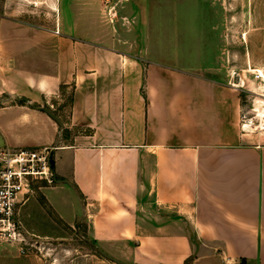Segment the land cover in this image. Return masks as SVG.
<instances>
[{
  "label": "crops",
  "instance_id": "crops-1",
  "mask_svg": "<svg viewBox=\"0 0 264 264\" xmlns=\"http://www.w3.org/2000/svg\"><path fill=\"white\" fill-rule=\"evenodd\" d=\"M38 2L43 17L0 0V147L33 129L55 148L71 185L38 188L55 215L126 264H264V133L242 125L227 69L234 0ZM245 2L247 27L264 8ZM32 198L19 220L48 236Z\"/></svg>",
  "mask_w": 264,
  "mask_h": 264
},
{
  "label": "rangeland",
  "instance_id": "rangeland-1",
  "mask_svg": "<svg viewBox=\"0 0 264 264\" xmlns=\"http://www.w3.org/2000/svg\"><path fill=\"white\" fill-rule=\"evenodd\" d=\"M36 0H21V4L29 10H38L42 17L48 12L47 5H37ZM261 8H264V0ZM38 6V7H37ZM232 10L234 13L233 30L227 36V44L232 45V53H228L230 60L228 72L230 79L241 86L240 99L242 104L241 123L250 133H264V80L259 78L258 72H250L252 69H261L264 72V9L259 12L258 22L238 21L237 14L251 11V3L245 0H234ZM248 8V10H247ZM254 23V24H253ZM259 25L261 28L252 31V36L244 37L243 30L251 31L253 26ZM260 35L258 36L257 33ZM256 34V35H255ZM175 43L174 36H165V51L169 50ZM194 43V42H192ZM261 45L260 51L256 44ZM259 66V68H257ZM70 95L67 94V97ZM66 119V116H64ZM45 131V130H44ZM46 132V131H45ZM52 132L47 131L45 136H50ZM9 144L20 148H42L44 138L40 133L33 129L26 133H9ZM43 184V183H41ZM40 184V185H41ZM28 216L31 222H36L37 228L42 234L48 236L32 237L34 247L31 254L24 256L14 253L4 256L0 253V264H115L114 262L102 257L97 248L89 244L87 234V224L77 222L74 227L59 219L45 202L38 186L34 187L33 198L29 206ZM27 224L29 223L26 222ZM12 251V250H11ZM27 257V258H24ZM32 259V261L30 260ZM25 260V261H24Z\"/></svg>",
  "mask_w": 264,
  "mask_h": 264
},
{
  "label": "built area",
  "instance_id": "built-area-1",
  "mask_svg": "<svg viewBox=\"0 0 264 264\" xmlns=\"http://www.w3.org/2000/svg\"><path fill=\"white\" fill-rule=\"evenodd\" d=\"M54 149L0 147V246H14L24 256L31 254L34 244L19 220V210L36 185L55 184Z\"/></svg>",
  "mask_w": 264,
  "mask_h": 264
},
{
  "label": "water",
  "instance_id": "water-1",
  "mask_svg": "<svg viewBox=\"0 0 264 264\" xmlns=\"http://www.w3.org/2000/svg\"><path fill=\"white\" fill-rule=\"evenodd\" d=\"M41 111L45 112L50 118H52L59 126L63 127V123L62 121L53 113L51 112V110H49L48 108H39ZM54 183L55 184H67V185H71L69 181L67 180H58L57 177L55 176L54 178ZM89 244L95 248H97V251L101 254V256H103L104 258L114 262L115 264H126L112 256H110L109 254H107L103 249L97 247L93 242L89 241Z\"/></svg>",
  "mask_w": 264,
  "mask_h": 264
},
{
  "label": "bare ground",
  "instance_id": "bare-ground-1",
  "mask_svg": "<svg viewBox=\"0 0 264 264\" xmlns=\"http://www.w3.org/2000/svg\"><path fill=\"white\" fill-rule=\"evenodd\" d=\"M258 73H259V78L262 79V80H264V74H262L260 72H258Z\"/></svg>",
  "mask_w": 264,
  "mask_h": 264
}]
</instances>
